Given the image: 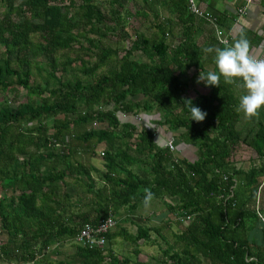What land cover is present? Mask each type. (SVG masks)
<instances>
[{"label": "trees", "instance_id": "1", "mask_svg": "<svg viewBox=\"0 0 264 264\" xmlns=\"http://www.w3.org/2000/svg\"><path fill=\"white\" fill-rule=\"evenodd\" d=\"M103 1L107 6L98 3ZM125 1L0 0L5 7L0 13V191L12 187L11 194L0 195V233L7 236L0 243V261L41 264L45 259L37 255L69 239L74 252L50 264H145L130 254L117 256L113 239L154 245L160 236L167 244L161 248L164 264H264V110L255 124L243 127L234 86L223 77L208 93L189 95V72L218 71L204 49L221 44L213 33L197 40V16L188 11L187 0H167L173 14L163 20L156 15L157 31L151 35L125 31ZM113 36L129 45L98 44ZM66 49L76 54L60 62L57 53ZM37 55L47 58L43 86L31 81V57ZM68 70L90 81L63 79ZM138 95L142 98L133 99ZM189 98L207 112L203 122L191 121L184 103ZM117 112H160L157 126L183 129L176 137L196 148L195 158L178 156L157 143L153 130L121 122ZM102 144L103 154H97ZM72 145L104 161L101 176L113 186L107 194L113 207L100 208L96 218L66 222L50 206L63 200L50 201L43 191L55 190L56 179H48L47 171L41 179L35 173L49 155L64 159ZM31 147L41 153L39 161L32 169L27 158L18 175L16 154ZM240 157L250 162L247 168L236 165ZM146 189L166 204L171 218L155 226L137 224L131 233L115 213L122 206L124 215L133 214ZM108 216L115 220L106 234L108 246L75 243L83 223ZM171 222L179 227L173 243L163 234Z\"/></svg>", "mask_w": 264, "mask_h": 264}, {"label": "crops", "instance_id": "2", "mask_svg": "<svg viewBox=\"0 0 264 264\" xmlns=\"http://www.w3.org/2000/svg\"><path fill=\"white\" fill-rule=\"evenodd\" d=\"M133 1L137 7L140 6L139 0ZM148 1L149 4L144 2L147 14H150L153 17L156 15L160 16L162 20L172 16V8L166 2L167 0ZM198 2L204 9L209 10L217 16L219 29L222 30L223 35L229 38V43H232L234 39H238L240 34L243 33L251 43V53L259 59H264V0H198ZM239 7L245 9L244 14L236 15L234 11H236ZM195 25L197 40H204L206 37H210L212 33L215 35L214 27L211 22L196 17ZM174 30L179 33L178 27ZM224 46V44H221L218 47L223 48ZM202 57L203 59L206 58L204 55ZM207 57L208 60L211 61L214 59V54L210 53ZM207 67L211 69L212 64H208ZM189 73L190 82L188 89L191 90V93L193 92V95L197 92L208 93L209 87L202 82H197L199 74L196 73L195 69ZM232 90L237 97H239L243 91H238L235 86ZM189 95L191 94L189 93ZM118 113L119 112H117V115ZM120 114L121 117L118 115V118L121 122H129L136 126L143 125L146 128L153 130L144 122L143 119V116H148L149 114H144V112L134 116H126L122 113ZM256 119L257 118L248 120L241 113L240 120L243 127L255 124ZM153 131L155 132V140L160 145H164V143L171 138L179 140L176 135L174 138L172 134H179L180 131L178 133H173V130L168 129L165 125L161 127L158 126V128ZM66 140H69L68 136H66ZM72 148L73 151L70 152L64 159H58V155L56 154L46 157L44 159L45 161L39 165V170L35 173L38 179H41L44 178L43 172L47 171L48 179H56L54 181V185L56 186L55 190H47L45 186L43 191L45 197L48 196V200L50 201L63 200V202L58 204L56 203L54 205L52 204L50 206L56 210V213H54L55 217L57 216V213H59L66 222L78 221L79 219L86 218L88 219L90 217L96 218L100 216V208L113 207L112 201L110 202L111 198L107 195L108 192L113 190V186L111 185V182L110 185L107 184L101 176L102 172L107 169L104 161L101 160L92 162V158L94 157L92 156V152L87 151L86 148L83 150L82 147L78 145H72ZM195 150L196 148L192 145L185 144L180 141L176 149V151H180L178 156L185 157L189 160L194 159V156L196 155ZM99 151H104L103 144L97 149V154L100 153ZM40 154V152H35L33 147H31L29 152L25 154L17 153L15 160V169L17 170V174L19 175L22 169L27 167V165L23 162L27 158L29 160L30 167L35 169L33 166L35 162L39 161ZM47 168L48 170H46ZM132 169L136 171L135 165L132 166ZM11 191L12 187L9 186L6 190L2 189L0 191V195H9L12 193ZM98 191L100 192L99 196L95 194V192ZM143 207V203L139 204L131 215H135V213L140 212L139 210ZM117 211L119 212H116L115 216L118 218L123 211L122 206H119ZM123 215L124 214L121 216ZM131 215L125 214L123 219L127 220Z\"/></svg>", "mask_w": 264, "mask_h": 264}, {"label": "rangeland", "instance_id": "3", "mask_svg": "<svg viewBox=\"0 0 264 264\" xmlns=\"http://www.w3.org/2000/svg\"><path fill=\"white\" fill-rule=\"evenodd\" d=\"M68 2V0H66ZM140 6L137 7V5L134 4V1L126 0L124 3V8L122 9V15L124 17V28L125 31L129 32L131 35L134 34V31H142L145 34L151 35L152 33L156 32L157 29L154 26L155 23V17L151 16L150 14H147V16L143 15V11H146V7L143 0H139ZM2 3V1H1ZM0 3V13L4 11V5ZM100 3L101 7H105L106 2H98ZM135 5V6H134ZM129 12L130 15H127L126 12ZM135 11H138V14L134 13ZM100 46H106V47H124L129 45L128 40L119 41L117 38L113 37H104L100 39V43H98ZM78 52V51H77ZM76 54L75 49H66V50H60L57 55L59 56V61H63L65 56H74ZM32 76L31 81L35 84H39L43 86L44 79L46 78V71L47 68V58L45 55H37L32 56ZM91 61H94V58H91ZM78 64V63H77ZM77 64H74L73 66H77ZM39 68H41V71H38ZM107 67H102L98 71H105ZM193 71V70H192ZM63 79L74 81L76 79H81L82 81L89 82L90 77L85 76L84 74L78 72L77 70L69 71L67 73L63 74ZM54 84V81H50V86ZM55 85V84H54ZM189 93L193 95V92L191 93V90H189ZM25 94V90H22L21 95ZM142 96L138 95L133 97L135 100L141 99ZM148 116H143L144 122L153 130L158 128L157 124L155 123V120L159 118L160 112H147ZM145 114V112H144ZM118 115L121 117V114L118 113ZM48 124L52 123V119L48 120ZM167 127V126H166ZM183 129H175L172 132L178 133L181 132ZM175 138V135L172 134ZM179 143V140L174 139L175 148L177 149V145ZM191 147V146H189ZM100 152V151H99ZM176 153L180 154V151H176ZM195 158V156H194ZM102 159H99L97 157L92 158V162L101 161ZM250 162L243 157L239 158L236 161L237 166H241L244 168H247L249 166ZM260 187V186H259ZM255 209L257 207L255 206ZM140 212L135 213V215L129 216V218L123 219L122 214H124V211L121 212V215H119V218L122 219L121 225L124 226L127 231L131 233H135L137 229V224L146 225V226H155L162 223V221L171 218V213L168 211L166 204L160 200V199H153L149 207H143ZM117 217V216H116ZM252 224V223H251ZM179 232V227L175 225L173 222H171L170 227L163 229V234L168 240V242L173 243L174 242V233ZM153 236L154 233H152ZM7 240V236L5 234L0 233V243L5 242ZM73 241H70L69 239L64 240L63 242L55 243L53 244L48 250L43 254L42 256L37 255L38 258L45 259L44 262L41 264H50V261H59L65 258L66 255L72 254L75 250L73 244ZM108 246V243H106ZM112 248L114 249L115 253L119 257H123L126 254H130L131 257L134 259H139L142 262H145V264H164L162 261H160L161 258V248H165L167 246L166 242L158 236L157 243L154 245L144 243L143 241L139 242V245H133L129 242L124 241L121 237H115L112 241ZM139 250V253L134 254L132 251L133 249ZM45 257V258H43ZM18 260H15L14 262H6V261H0V264H24L17 262ZM28 264V263H27ZM29 264H35L34 261Z\"/></svg>", "mask_w": 264, "mask_h": 264}, {"label": "clouds", "instance_id": "4", "mask_svg": "<svg viewBox=\"0 0 264 264\" xmlns=\"http://www.w3.org/2000/svg\"><path fill=\"white\" fill-rule=\"evenodd\" d=\"M225 46L207 47L206 53H214V62L218 71L200 72L197 82L206 86L219 87L221 77L225 83L243 90L238 97L236 111L251 120L259 118L260 111L264 109V59L254 56L250 49L251 43L243 33L232 43L227 40L222 42ZM189 109L191 121L203 122L207 117V112L195 106L192 99L184 101ZM154 197L150 189L145 190L143 199L144 207H149Z\"/></svg>", "mask_w": 264, "mask_h": 264}, {"label": "built area", "instance_id": "5", "mask_svg": "<svg viewBox=\"0 0 264 264\" xmlns=\"http://www.w3.org/2000/svg\"><path fill=\"white\" fill-rule=\"evenodd\" d=\"M187 9L198 18L205 19L212 23L216 39L220 44H223L222 42L225 40L229 42V38L223 35L222 30L219 29L217 16L200 6L198 0H187ZM234 12L236 15H241L245 13V9L239 7ZM164 146H167L173 152L176 151L174 139L172 138L167 140L164 143ZM100 154H103V151H101ZM187 218L189 217L187 216ZM114 225L115 220L112 216L102 218L96 223H83L75 234L74 241L77 244L87 246L89 248H103L107 243L106 234L114 228Z\"/></svg>", "mask_w": 264, "mask_h": 264}]
</instances>
